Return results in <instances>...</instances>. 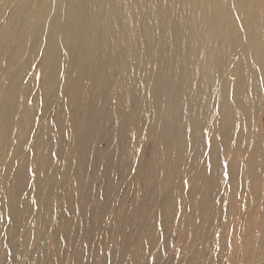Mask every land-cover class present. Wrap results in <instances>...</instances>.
Masks as SVG:
<instances>
[{
  "label": "rangeland",
  "instance_id": "1",
  "mask_svg": "<svg viewBox=\"0 0 264 264\" xmlns=\"http://www.w3.org/2000/svg\"><path fill=\"white\" fill-rule=\"evenodd\" d=\"M12 1L0 21V264H133L130 259L143 245L139 264H264V183L256 198L246 177L253 168L249 157L255 147L237 157L234 144L217 146V170V166L207 165L209 151L202 150L195 138V134L203 136L206 150L219 139L221 119L216 112L225 95L232 96L230 90L222 94L219 87L233 69L217 73L207 66L212 74L202 76L201 82L212 85L199 96L190 74L191 82L184 83L183 107L192 105L190 109H197V115L203 107L202 126L184 123L171 142L174 131L169 127L171 121L165 120L168 101L163 93L166 90L168 100V94L175 91L174 65L181 67L188 53L203 60L198 52L201 43L196 42L198 50L187 54L177 47L173 37L178 34H171L167 18L160 21L154 16L156 0L144 4L143 13L149 19L139 25L134 21L141 14L135 11L128 26L139 37L133 40L136 56L129 62H138L135 75L141 95L140 105L133 111L135 127L126 120V130L144 137L134 147L136 154L126 174L125 164L118 160L117 129L127 105L116 90L94 86L102 72H95L92 55L95 48H103L98 40L102 18H93L95 1L84 2V11L80 0ZM161 1L158 8L166 12L169 4ZM103 4L104 11L106 1ZM96 23L99 34L94 32ZM157 24L161 30L156 29ZM156 54L175 57L168 65ZM226 56L235 63L240 55L234 51ZM206 64L211 65L212 60ZM115 69L125 73L121 65ZM196 69V65L191 67L190 73ZM183 74L186 77L187 72ZM115 78L110 76V80ZM49 95L53 96L51 102ZM105 110L112 111L107 114L111 127L104 117L103 131L94 132L96 116L101 117ZM231 118L237 124L242 115L233 108ZM237 132H232L230 142ZM255 138L264 142V129L257 130ZM261 159L264 180V147ZM209 173L219 174L218 185L214 176L206 177ZM238 178L240 185L236 184ZM200 184L209 189L205 213L213 220L212 236H203V240L198 236L205 223L196 209L202 207ZM109 186L116 189L112 195ZM87 211L104 212L101 221L107 224L97 223L98 234L93 233L95 225ZM197 211V217H192ZM122 224L126 233H119L122 238L116 242L112 231L117 232ZM242 251L247 257L239 258Z\"/></svg>",
  "mask_w": 264,
  "mask_h": 264
},
{
  "label": "bare ground",
  "instance_id": "2",
  "mask_svg": "<svg viewBox=\"0 0 264 264\" xmlns=\"http://www.w3.org/2000/svg\"><path fill=\"white\" fill-rule=\"evenodd\" d=\"M94 1L95 4L93 5L97 7V12L93 14V18H102V25L100 26L101 35H99L98 40H101V42L103 43V48H95L92 55V58H95L96 60L95 72H102V78L100 76L99 78H95L94 86L95 84L97 86L98 84H100L101 86H108L112 88V90H116L117 95L120 98L123 97L122 99L127 105L125 106L126 108L124 107L123 113L120 114L123 123H121L120 129H117V138L119 140L118 142L120 143V154L118 155V160L121 165L124 166L125 164L123 172L127 174L132 166V160L134 159L136 154L134 147H138V144L140 146V144L143 142V139L141 137H144V134L140 137H137V135L133 133V131L131 133L130 131L126 130V120L127 123L131 124L132 122V125H134V121L132 120L134 113L133 111H135L140 105L139 97L141 95L140 85L138 88L139 83L137 84L138 81H136L135 75V71H137L136 65L138 62H129V59H133V57L136 56L134 52V44L132 43L134 42V38H138L139 36H137L135 32L132 34L128 23H131V21L133 20L130 18L135 11L141 14V19H138L137 22L134 21V24L138 23L139 25V23L141 21H144L145 18L149 19L148 13H145V11L143 13L144 4L146 6L147 1L149 0H144V2L143 0H80V2H82L79 4L80 8H83L84 11V2L93 3ZM105 1L106 10L103 11V3H105ZM159 1L161 4V0H156V3L154 4V16L156 20L160 21L162 18H167L169 23L168 28L171 31V34H178V37H173L174 42H177L176 46L179 48H184V53L187 54L188 51L195 50L199 41V43H201V48L198 52H201L203 54V60L197 61L196 57L194 59L191 58V56H194L193 53H188L185 59L186 62H184L181 67L179 65L177 66L176 64L174 65L175 75L173 77V81L176 84H174V88L172 90L175 89V91H171V93L168 94V100L165 88H162L160 84L157 85L161 91L163 89L165 90L163 93L164 100L168 101V117H166L165 120L171 121L169 123V127L172 131H174L171 142L177 139V134L181 133L180 131L183 129L182 126L184 125V123L191 122V125L199 127L202 126L200 116L202 118L204 115L202 109L203 107H200L199 109V116L197 115V109H190L192 108V105L188 106L187 108L183 107L182 98H184V83L191 82L189 81L190 74L192 85H194L193 90L195 91L196 95L199 96L201 95V92L205 87L209 88L212 85H210L209 83L204 84L203 82H201L202 76L206 74H212L211 72H209L210 68L207 69V66H213L212 70L217 73L225 72L231 67V69H233L231 75H229V78H223L220 82L219 87V90L222 92V94H224L225 91L226 93H228L229 90L230 92H232V96H228V94L225 95L220 107L216 112V115L219 117V119H221L218 124L219 139L216 140V143L212 142V147L206 150L203 149V136L195 134V138L196 141L199 142V147L202 150H204L206 153L209 151L207 165L215 167L217 166V170L219 168V164L217 163L218 157L216 155L218 153V149H216L217 146L225 148L229 145V143L234 144V148H236V150L238 149L237 157L243 155L245 150H249L250 147H255L252 155L249 157V160L252 161L253 168L251 169V172L246 174V177L249 181V184H251L254 189L256 198H259V196L262 194V184L264 183V180L262 179V177H260V168L263 166L261 164V155L263 154L264 142L258 141L255 138V135H257V130L259 131L260 129H264V0H164L165 3L169 4V9L166 12L161 9L159 10ZM7 2H9L8 5ZM12 2V0H0V21L5 18L4 17L1 19L2 13L4 14L5 9L9 8L8 6L12 4ZM101 5L102 8H100ZM148 8L150 7L148 6ZM100 12H102V14H100ZM82 18L83 16L80 18V21ZM97 26H99L98 23L94 25L95 33ZM161 28L159 24L156 25V29L161 30ZM150 30L152 29L150 28ZM96 34H99V32H97ZM120 38L123 40L124 45L126 46V50L123 49ZM196 42L197 44H195ZM196 50L198 49L196 48ZM234 51H237L240 56L237 62L232 63L229 62L228 59H226V57L228 56H226V54ZM156 56H158L157 58L162 61V64L168 62V65H171L170 60L172 59L170 58L175 57L168 56V58H165V54H156ZM209 60H212L211 65L206 64V61ZM119 65H121V69L125 70V73H117V69H115V67ZM195 65L197 69L194 70L193 73H190L191 67L194 68ZM186 72L187 74L185 77V74L183 73ZM110 76H116L115 80H110ZM211 90L207 91L209 96L207 104L210 100ZM109 95L115 96L110 93ZM52 97V95H49L48 102H51ZM191 100L195 102L194 97ZM214 102L219 105V101L215 100ZM233 108L239 110L242 115L241 120H238L237 124H235V122L231 118ZM105 111L106 112L101 117L98 115L96 116L98 120H96L94 132L100 133V131H103L100 127L102 126V119L104 117V121H106L105 124L107 125V123H109L108 126L111 127L110 124H112V121L111 117L108 115H112V111ZM99 114L101 115V113ZM193 116L195 118H193ZM108 126H106L105 129H108ZM213 126L214 125H212V127ZM133 127H135V125ZM236 129L238 130V132L234 138L235 142H230V139L233 138L232 132ZM123 135H125L124 138ZM122 140L126 141V144L125 142L121 143ZM258 171L259 173H257ZM139 175L140 181L143 179V181L141 182L144 183V178H142L141 174ZM206 177L208 179L213 177L218 185L219 181H217V178H220L219 174L209 173V175H207ZM240 183H242V181H239V183L236 184L240 185ZM112 185H114V183H112ZM108 189L112 191L110 195H112L116 190L113 186H109ZM200 190L203 191V193H201L203 197V199L201 200L202 207H196V209L198 211H201L202 214H199V212L197 211L194 213V215H192V217H197L198 214L201 216L203 215L202 218L204 222L202 223L205 224L203 227L200 226L201 234L199 232L198 236L199 240H203V236L205 238L207 235L212 236L209 232L212 231L213 220L206 216L205 213L207 209L206 201L208 199L209 189L207 185L202 187V184H200L199 191ZM193 197H195V195H193ZM162 202L166 204V201H164V199L162 200ZM167 206L171 207L170 204H168ZM11 207L13 208V204L11 205ZM131 208L132 207H129V210H131ZM21 209H24L23 206H21ZM239 209L240 205L239 203H236L235 210L239 211ZM11 212H13V209ZM86 213L88 214V216H90V222L95 225L93 233L98 234L100 227L97 225V223H105L101 221L105 216L104 212L98 211L95 214H91V211H87ZM143 213L145 215L144 211ZM63 220L66 221V217H63ZM196 224L199 223L197 222ZM196 224H194L193 226H195ZM123 226L124 225L122 224L117 229V232L112 231V233H114L115 235L116 242L118 241V239L119 242L121 241L120 238H122V236H120L119 233H126ZM11 229L13 228L11 227ZM65 229H67V232L70 231V228ZM220 231L222 234L224 233L223 230ZM12 236L13 234L11 233V237ZM191 238L197 241L196 239H194V236H191ZM113 249L119 250L120 248L114 247ZM143 249L144 245L140 246L137 249V253L134 255V257L130 259L131 261H135L133 262V264H139L141 262V260L143 259V256L141 255ZM203 249L205 248L203 247ZM232 249H234V247ZM233 255L234 253L232 250L231 256ZM246 255L247 253L242 251L239 258L247 257ZM110 256H115V254H110ZM57 264H64V262L58 261Z\"/></svg>",
  "mask_w": 264,
  "mask_h": 264
}]
</instances>
